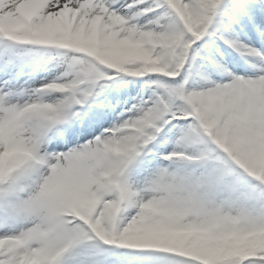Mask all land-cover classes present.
<instances>
[{
  "label": "snow or ice",
  "instance_id": "6c2138e0",
  "mask_svg": "<svg viewBox=\"0 0 264 264\" xmlns=\"http://www.w3.org/2000/svg\"><path fill=\"white\" fill-rule=\"evenodd\" d=\"M0 264H264V0H0Z\"/></svg>",
  "mask_w": 264,
  "mask_h": 264
}]
</instances>
